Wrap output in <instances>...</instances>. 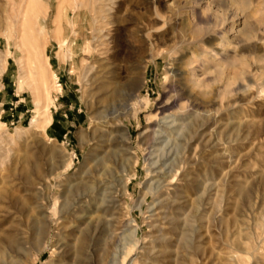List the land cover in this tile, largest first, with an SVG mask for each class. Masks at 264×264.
Instances as JSON below:
<instances>
[{
  "label": "rangeland",
  "instance_id": "rangeland-1",
  "mask_svg": "<svg viewBox=\"0 0 264 264\" xmlns=\"http://www.w3.org/2000/svg\"><path fill=\"white\" fill-rule=\"evenodd\" d=\"M181 60L198 106L157 138ZM88 176L107 213L73 191ZM0 248V264H264V0H0Z\"/></svg>",
  "mask_w": 264,
  "mask_h": 264
},
{
  "label": "bare ground",
  "instance_id": "bare-ground-1",
  "mask_svg": "<svg viewBox=\"0 0 264 264\" xmlns=\"http://www.w3.org/2000/svg\"><path fill=\"white\" fill-rule=\"evenodd\" d=\"M193 1H195L196 3H199V1L200 0H193ZM186 8H188L190 11H193L194 13H197V11H199V9L197 10V6H188V7H186ZM102 43V42H101ZM103 44V43H102ZM176 61V60H175ZM186 63V61H183V60H181V61H179L177 64H176V62H175V66L174 67H172V68H169V71H170V73L169 74H171V76L174 78V80H173V83H172V85L174 86V87H176V91H175V94H174V96L173 97H171V99L170 98H168V99H170V100H167V101H165L164 102V104L163 105H161L158 109H157V115L159 116V120H157V122H156V124L154 125V127H157V129H152V132L155 134H157V138H161V134H163V133H166V134H170V133H172L173 132V129H175V128H177V127H184L185 125H183L182 124V122L183 121H185L186 119H187V117L188 116H186L188 113H190V111H193V108L194 107H197L198 106V104L196 103V101H194V96H192L193 94V92H191L190 90V88H188V85H187V80H188V75H189V72L187 71V69L185 70V68H183L185 65H183V64H185ZM189 63V62H188ZM172 65V64H171ZM182 65H183V67H182ZM187 67V66H186ZM90 70V69H89ZM171 77V78H172ZM182 100H187V101H189L190 103H192V106H193V108L191 109V108H189L188 106H186V105H183V103L181 102ZM176 111L177 110V112L178 113H176V112H173V111ZM195 111V113H198V111L197 110H194ZM29 125H31L30 126V128L29 129H31V132L32 133H35V132H39V131H41V122H40V119H39V114H37L34 118H33V120H32V122H31V124H29ZM44 125V124H43ZM115 125V124H114ZM125 130H127V129H125ZM176 131H177V129H176ZM155 134V135H156ZM165 137V136H164ZM169 138V137H168ZM173 138V137H172ZM154 139H156V138H154ZM165 140V139H164ZM164 142V141H163ZM162 142V143H163ZM170 143V142H169ZM166 145V144H165ZM155 148V147H154ZM154 148H153V151H154ZM131 149V147L130 146H128L127 147V149H125L123 152L126 154V155H128V154H133V152L130 150ZM164 149V148H163ZM116 152V151H115ZM115 152H113V156L115 155ZM151 152V151H150ZM112 153V152H111ZM116 155H117V153H116ZM153 155V154H152ZM170 155V154H169ZM151 156V155H150ZM165 156V155H164ZM130 157V156H129ZM167 157V156H166ZM169 157V156H168ZM96 158V157H95ZM171 158V157H170ZM130 159V158H129ZM128 159V160H129ZM131 160V159H130ZM159 160V159H158ZM165 160H167V161H169L168 159H166L165 158ZM167 161H165V162H167ZM100 162V161H99ZM164 162V163H165ZM163 163V162H162ZM161 164V163H160ZM157 165V164H156ZM155 165V166H156ZM163 165H165V164H163ZM158 167H159V165H157ZM169 166V165H168ZM161 167V166H160ZM160 169V168H159ZM154 171V170H153ZM149 174H150V172H149ZM153 174H155V173H153ZM164 174V173H163ZM168 174H170V173H168ZM167 174V175H168ZM101 175V174H100ZM99 175V176H100ZM162 175V174H161ZM163 176H165V174L163 175ZM163 176L161 177V178H163ZM151 177V176H150ZM159 177V176H158ZM154 178V177H153ZM92 179V177L91 176H88V177H86L85 178V180L84 181H80V182H78V183H76L75 185L73 184V188L72 189H74L73 191H75V193L77 192V196H78V199H79V202L81 201V203L83 202V203H86V202H89V201H95L96 200V202H98V206H94L95 207V209L96 210H99V209H103L104 210V212L105 213H107L108 211H109V209L114 205V201H111V199L109 200V199H107L106 198V194H105V189H106V187H105V183H104V181H101L100 182V184L99 185H97L96 186V182H94V181H92L91 180ZM99 181V180H98ZM163 181H165V180H163ZM64 182V181H63ZM106 182V181H105ZM156 182V181H155ZM147 183H148V181H147ZM151 183H153L152 182V180H151ZM109 185V184H108ZM147 185V184H146ZM167 185L168 186H172L173 185V182H169V183H167ZM166 185V186H167ZM107 186V185H106ZM165 186V187H166ZM153 188V187H152ZM171 188V187H170ZM160 190V189H159ZM168 190H171L172 191V189H168ZM175 193V192H174ZM108 195V194H107ZM110 195V194H109ZM176 195V194H175ZM174 197V195H172V198ZM177 197V196H176ZM175 198V197H174ZM158 199V198H157ZM76 200V199H75ZM93 203V202H92ZM161 203H162V207H165V205H170V203L172 204V205H174V201H170V199H168L167 197H166V199L164 198V199H162V201H161ZM80 204V203H79ZM116 204V203H115ZM84 205V204H83ZM83 205H82V207H83ZM89 205H91V204H89ZM117 205V204H116ZM92 206V205H91ZM171 206V205H170ZM75 207V206H74ZM78 207V206H77ZM85 207V206H84ZM87 207V206H86ZM113 208V207H112ZM76 209V208H75ZM86 208H84V210H85ZM87 209H88V207H87ZM90 209V208H89ZM168 209H170V208H168ZM65 210V209H64ZM72 210V209H71ZM83 210V209H82ZM165 209H163V211H161V213H163L165 216H163V218L164 219H166L167 220V222H169V224H172L173 226H174V222H175V220L172 218V217H168L167 215H166V212L167 211H164ZM171 210V209H170ZM102 211V210H101ZM100 211V212H101ZM82 212V211H81ZM95 212V211H94ZM97 212V211H96ZM99 212V211H98ZM103 212V213H104ZM111 212V211H110ZM176 212V211H175ZM72 213H74L73 211H72ZM76 213V212H75ZM78 213V212H77ZM89 213V212H88ZM112 213V212H111ZM170 213H171V211H170ZM169 212H168V214H170ZM174 213V212H173ZM85 214H86V211H85ZM92 214V213H91ZM87 215V214H86ZM90 215V214H89ZM106 215V214H105ZM86 217H88V216H86ZM107 217V216H106ZM111 217V216H110ZM85 218V217H84ZM162 219V218H161ZM84 220H88V218L87 219H84ZM100 221V220H99ZM159 221H160V219H159ZM82 222V221H81ZM85 222V221H84ZM163 222V221H162ZM79 223V222H78ZM77 224V223H76ZM82 224V223H81ZM88 224V223H87ZM100 224V223H99ZM135 225V224H134ZM171 225V226H172ZM136 226V225H135ZM170 226V227H171ZM89 227V226H88ZM177 227H178V225H177ZM161 228V227H160ZM73 228H71L70 230H72ZM171 229H176L175 227H171ZM134 230V229H133ZM164 230V229H163ZM76 231V230H75ZM135 232V231H134ZM92 233V232H91ZM62 234V233H61ZM67 234V233H66ZM70 236V235H69ZM81 238V237H80ZM161 238V237H160ZM76 239V238H75ZM156 239H158V238H156ZM162 239V238H161ZM165 239H167V238H165ZM169 239V238H168ZM83 240V239H82ZM170 240V239H169ZM169 240H167V245H169ZM69 241H70V239H69ZM77 241V240H76ZM156 241V240H155ZM158 241H159V239H158ZM161 241V240H160ZM162 241H164V240H162ZM78 242V241H77ZM154 242V241H153ZM157 243H159V242H157ZM164 243V242H163ZM166 243V242H165ZM161 244H162V242H161ZM161 244H159V245H161ZM80 247V246H79ZM156 247V246H155ZM1 249V248H0ZM74 249H75V247H74ZM1 251V250H0ZM104 252V251H103ZM160 252V253H159ZM61 253V252H60ZM155 253V252H154ZM156 253H159V254H161V251H158V252H156ZM80 256H81V254H79ZM160 256V255H159ZM66 262V261H65ZM80 263V262H79ZM63 264H67V263H63ZM75 264V263H74Z\"/></svg>",
  "mask_w": 264,
  "mask_h": 264
}]
</instances>
